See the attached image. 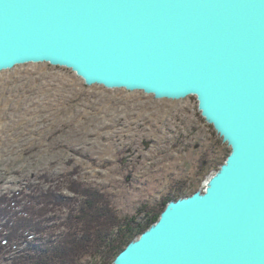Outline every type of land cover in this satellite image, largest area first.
I'll return each mask as SVG.
<instances>
[{"label":"water","instance_id":"obj_1","mask_svg":"<svg viewBox=\"0 0 264 264\" xmlns=\"http://www.w3.org/2000/svg\"><path fill=\"white\" fill-rule=\"evenodd\" d=\"M194 96L229 153L112 264H264V0H0V72Z\"/></svg>","mask_w":264,"mask_h":264},{"label":"rangeland","instance_id":"obj_2","mask_svg":"<svg viewBox=\"0 0 264 264\" xmlns=\"http://www.w3.org/2000/svg\"><path fill=\"white\" fill-rule=\"evenodd\" d=\"M228 152L194 96L86 86L47 63L0 72V209L15 207L0 210V264L74 231L84 194L96 190L117 216H132L202 189ZM74 262L101 264L83 253Z\"/></svg>","mask_w":264,"mask_h":264},{"label":"trees","instance_id":"obj_3","mask_svg":"<svg viewBox=\"0 0 264 264\" xmlns=\"http://www.w3.org/2000/svg\"><path fill=\"white\" fill-rule=\"evenodd\" d=\"M228 153L214 166L215 170L224 162ZM192 193L194 192H188L189 195ZM185 194L187 192L180 191L176 195L164 198L159 206L144 204L138 207L135 215L119 217L111 209L106 197L93 190L83 195L87 200L78 212L82 224H76L74 231L66 230L63 237L58 240L48 239L49 242L37 245L33 254L13 262L14 264H75L74 260L83 253L99 257L101 264H112V260L131 240L157 221L168 201L184 197ZM8 208L11 211L15 209L14 206H8L5 208L6 211H9ZM5 209L0 210L3 213ZM21 214L19 216H22ZM4 215L6 217V214ZM16 221L17 218H13V222ZM77 236L79 239L76 238ZM8 240H12L11 237Z\"/></svg>","mask_w":264,"mask_h":264},{"label":"bare ground","instance_id":"obj_4","mask_svg":"<svg viewBox=\"0 0 264 264\" xmlns=\"http://www.w3.org/2000/svg\"><path fill=\"white\" fill-rule=\"evenodd\" d=\"M80 183H81V182H80ZM47 193H48V192H47ZM11 216H12V215H11ZM34 225H35V224H34ZM31 227H32V226L26 227L25 230H26L27 228H31ZM8 241H9V240H8ZM14 263H15V262H14Z\"/></svg>","mask_w":264,"mask_h":264}]
</instances>
